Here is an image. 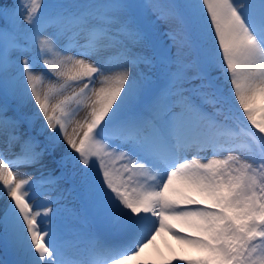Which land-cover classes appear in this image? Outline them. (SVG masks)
<instances>
[{"label": "snow or ice", "instance_id": "snow-or-ice-1", "mask_svg": "<svg viewBox=\"0 0 264 264\" xmlns=\"http://www.w3.org/2000/svg\"><path fill=\"white\" fill-rule=\"evenodd\" d=\"M0 198L9 264H264V0H0Z\"/></svg>", "mask_w": 264, "mask_h": 264}, {"label": "rangeland", "instance_id": "rangeland-1", "mask_svg": "<svg viewBox=\"0 0 264 264\" xmlns=\"http://www.w3.org/2000/svg\"><path fill=\"white\" fill-rule=\"evenodd\" d=\"M44 2L47 4V3H51L52 0H44ZM166 30H167V26L161 25V32L166 31ZM13 170L15 171L16 169H13ZM23 171L34 172L35 170L29 168V169H24ZM2 199H4V198H0V201H2ZM77 206H78V203L75 202L73 197H70L67 201H63L60 204L56 205V207H60L62 209V216L64 217L65 223L68 227L72 225L73 217L71 215V212L67 211L65 209L70 210V209H73L74 207H77ZM159 236L162 239H159V240L157 239V242L154 243L153 247H149L147 257L144 256V258L154 259V260H161L163 258H171L173 251H175L177 254H183L182 249H187V246L182 245L181 242L179 240H177L176 237L174 236V234H172V233L164 232ZM151 250L154 252V255H152ZM188 251L192 255L196 254L195 252H193L191 250H188ZM0 258H2V259L9 258L10 260H12L11 253L7 252L3 248L2 245H0ZM173 262H175V261H173ZM0 264H4V262H2L1 259H0Z\"/></svg>", "mask_w": 264, "mask_h": 264}, {"label": "bare ground", "instance_id": "bare-ground-1", "mask_svg": "<svg viewBox=\"0 0 264 264\" xmlns=\"http://www.w3.org/2000/svg\"><path fill=\"white\" fill-rule=\"evenodd\" d=\"M23 170H24V169H23ZM153 245H154V244H153ZM153 245H149V247H153ZM148 250H149V248L146 249L145 254H144V256H146V257H147V254H148Z\"/></svg>", "mask_w": 264, "mask_h": 264}, {"label": "trees", "instance_id": "trees-1", "mask_svg": "<svg viewBox=\"0 0 264 264\" xmlns=\"http://www.w3.org/2000/svg\"><path fill=\"white\" fill-rule=\"evenodd\" d=\"M5 2H9V0H5Z\"/></svg>", "mask_w": 264, "mask_h": 264}]
</instances>
